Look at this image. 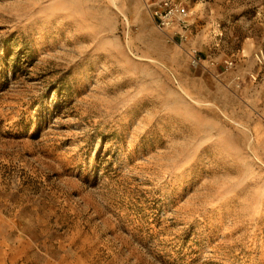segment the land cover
Returning a JSON list of instances; mask_svg holds the SVG:
<instances>
[{"label": "rangeland", "instance_id": "374dc122", "mask_svg": "<svg viewBox=\"0 0 264 264\" xmlns=\"http://www.w3.org/2000/svg\"><path fill=\"white\" fill-rule=\"evenodd\" d=\"M183 1L0 0V264H264V0Z\"/></svg>", "mask_w": 264, "mask_h": 264}, {"label": "built area", "instance_id": "2783aa9c", "mask_svg": "<svg viewBox=\"0 0 264 264\" xmlns=\"http://www.w3.org/2000/svg\"><path fill=\"white\" fill-rule=\"evenodd\" d=\"M151 15L155 26L165 32L171 39L181 43L187 42L191 37V15L189 4L183 0H151ZM189 67L192 69L205 68L208 64L218 68L220 62L209 60L197 48L188 50ZM225 69L233 65L231 60H226Z\"/></svg>", "mask_w": 264, "mask_h": 264}]
</instances>
